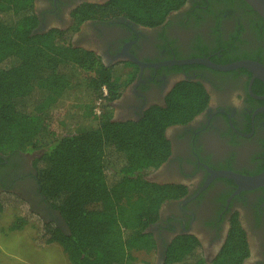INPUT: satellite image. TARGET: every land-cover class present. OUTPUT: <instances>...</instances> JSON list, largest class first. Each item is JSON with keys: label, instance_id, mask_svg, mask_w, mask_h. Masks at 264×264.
Returning <instances> with one entry per match:
<instances>
[{"label": "flooded vegetation", "instance_id": "1", "mask_svg": "<svg viewBox=\"0 0 264 264\" xmlns=\"http://www.w3.org/2000/svg\"><path fill=\"white\" fill-rule=\"evenodd\" d=\"M33 12V33L68 34L72 47L120 71L125 82L111 102L115 121H136L149 107L165 106L181 82L199 84L207 95L191 120L165 130L170 154L151 177L145 175L184 188L161 204L146 229L155 241V264L180 235L194 237L210 263L231 232L246 243L241 264H264V186L242 188L217 174L252 177L264 171V20L242 0H185L153 26L119 11L111 0H34ZM238 62L263 68H218ZM41 153H0V193L15 194L30 211L59 220L65 231L38 187L34 160Z\"/></svg>", "mask_w": 264, "mask_h": 264}, {"label": "trees", "instance_id": "2", "mask_svg": "<svg viewBox=\"0 0 264 264\" xmlns=\"http://www.w3.org/2000/svg\"><path fill=\"white\" fill-rule=\"evenodd\" d=\"M184 1L111 3L153 26ZM33 2L0 0V153L42 150L34 160L38 187L66 230L40 219L35 243H56L69 264H154L137 256L155 248L146 229L157 220L161 204L184 188L151 182L145 175L170 154L165 130L191 120L205 107L207 95L199 84L181 82L165 106L149 107L136 121L113 120L111 102L125 82L120 71L72 47L68 34L33 33ZM67 99L72 108L60 121L66 132L55 137L44 113ZM97 100L99 114L93 110ZM5 203L0 196V212ZM30 212L17 213L10 228L21 229ZM246 256L243 235L236 232L210 263L194 237L180 235L167 246L161 264H241Z\"/></svg>", "mask_w": 264, "mask_h": 264}, {"label": "rangeland", "instance_id": "3", "mask_svg": "<svg viewBox=\"0 0 264 264\" xmlns=\"http://www.w3.org/2000/svg\"><path fill=\"white\" fill-rule=\"evenodd\" d=\"M75 79H78L77 76ZM36 97L37 94L33 99H37ZM93 105L95 108L96 102ZM71 108L72 101L59 100L48 112L44 113L55 137L66 132V128L60 124V121L68 116ZM151 175L147 174L149 177ZM0 196L6 202L4 210L0 212V264H69L61 247L56 243L44 245L35 243L36 235L40 233L41 221L55 225L59 220L32 211L21 229H11L10 225L14 216L17 213H24L28 210V206L15 194L4 192ZM137 256L139 259H146L155 264V255L152 253H138Z\"/></svg>", "mask_w": 264, "mask_h": 264}, {"label": "water", "instance_id": "4", "mask_svg": "<svg viewBox=\"0 0 264 264\" xmlns=\"http://www.w3.org/2000/svg\"><path fill=\"white\" fill-rule=\"evenodd\" d=\"M243 1L246 2L264 20V0H243ZM205 62L207 64H210L208 61H205ZM237 66H245V67L255 68V69L263 68L258 64H249V63H241V62L232 63V64L225 65V66H218V68L226 70V69L235 68ZM217 174L223 175V176L225 175V176L235 179L236 182H238L242 188H251V187L259 186V185L264 186V171L261 174L252 176V177L239 176V175L232 174L230 172H225V171L218 172ZM160 261L161 260L159 259L156 262V264H160Z\"/></svg>", "mask_w": 264, "mask_h": 264}, {"label": "built area", "instance_id": "5", "mask_svg": "<svg viewBox=\"0 0 264 264\" xmlns=\"http://www.w3.org/2000/svg\"><path fill=\"white\" fill-rule=\"evenodd\" d=\"M103 91H105V89L103 88ZM96 107L94 108V112L95 114H99L100 113V108H99V100L96 101Z\"/></svg>", "mask_w": 264, "mask_h": 264}]
</instances>
